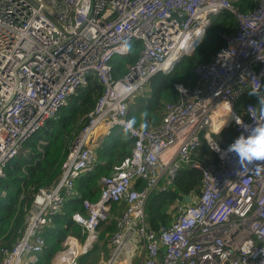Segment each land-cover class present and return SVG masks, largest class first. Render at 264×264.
<instances>
[{"label":"built area","instance_id":"built-area-1","mask_svg":"<svg viewBox=\"0 0 264 264\" xmlns=\"http://www.w3.org/2000/svg\"><path fill=\"white\" fill-rule=\"evenodd\" d=\"M233 1L0 0V179L24 143L73 92L91 77L104 88L59 177L34 193L21 236L12 248H0L1 264H35L45 247V228L70 202H80L85 211L71 216L82 233L66 236L49 264H77L90 252L113 203L123 209L102 264H130L135 256L142 258L139 264H264V171L243 170L239 158L226 151L247 135L244 126L253 125L254 106L238 111L237 102L263 88L264 0L246 13ZM222 11L234 15L237 28L223 36V46L209 62L195 67L197 83H176L179 100L164 105L160 124L129 134L130 155L100 177L98 199H81L76 181L99 164L93 148L101 149L115 127L123 130L129 103L145 94L152 76L169 73L191 54L211 17ZM136 40L141 43L137 59L114 78L111 61L128 54L122 49L125 41ZM122 85L136 91L124 97ZM230 127L236 136L225 147L208 133ZM201 137L213 157L197 160ZM181 164L201 172L200 195L177 206L174 219L155 233L146 224L147 200L157 188L170 186Z\"/></svg>","mask_w":264,"mask_h":264},{"label":"trees","instance_id":"trees-1","mask_svg":"<svg viewBox=\"0 0 264 264\" xmlns=\"http://www.w3.org/2000/svg\"><path fill=\"white\" fill-rule=\"evenodd\" d=\"M259 0H234L233 7L240 13L254 9ZM237 21L229 11H222L211 17L201 42L189 55H184L180 62L167 74L158 72L151 77L145 94L135 97L128 105V119L139 116V113L149 112V128L160 124L164 115L166 103L177 102L179 93L174 88L176 83L186 87L194 86L198 77L194 72L197 65L207 63L212 56L223 46V36L235 32ZM133 50L124 56H116L111 61L114 78L121 77L127 66L137 59L141 43L136 40L132 43ZM263 88L257 92L264 94ZM104 88L96 77H91L88 84L78 88L68 98L65 105L56 113L55 117L45 121L44 125L33 134L23 145L16 158L9 162L0 179V248H12L26 226V218L33 200L34 193L42 187L53 184L60 175L61 166L66 159L73 140L87 124L88 114L93 110L97 98ZM243 105L257 104L255 95L247 94L242 99ZM222 133L221 140H214L220 147L230 144L235 136V128L230 127ZM222 132V131H221ZM202 143L196 151L197 160L205 156L213 157L206 140L201 137ZM133 138L115 127L106 137L103 149L98 153L99 164L94 171L84 175L76 181L75 190L81 199L94 202L98 199L99 180L101 176H108L112 167L123 158L130 155ZM137 188L142 182L137 181ZM201 172L189 165L181 164L175 173L170 186L166 190L149 197L146 204V224L149 230L157 232L159 226L169 224L177 214V206L189 205L183 196H188L191 202L201 192ZM123 209L120 203H113L109 218L101 222L99 239L106 243L107 239L116 230V219ZM74 213L85 214L80 202H70L65 205L63 214L53 217L52 225L44 230L45 247L38 256L35 264H49L60 250L63 240L68 235L80 236L82 228L75 223L71 216ZM104 243V245H105ZM102 249L107 253L105 247ZM108 254V253H107ZM88 255H82L79 262ZM2 256L0 255V264Z\"/></svg>","mask_w":264,"mask_h":264},{"label":"clouds","instance_id":"clouds-1","mask_svg":"<svg viewBox=\"0 0 264 264\" xmlns=\"http://www.w3.org/2000/svg\"><path fill=\"white\" fill-rule=\"evenodd\" d=\"M122 49L125 54L132 52L133 47L131 42L125 41L122 44ZM135 86L122 85L120 94L124 97L131 95L135 92ZM250 95L257 97V104L249 113L253 125L244 126L247 131V135L241 134L238 138L231 143L228 148V153H234L239 158V163L243 170H254L256 172L264 171V94L257 91H253ZM238 124H242V121L237 119ZM123 133L136 134L147 132L149 129V112L144 110L139 113V116H133L123 122ZM218 149V146H216ZM255 165V167H250Z\"/></svg>","mask_w":264,"mask_h":264},{"label":"rangeland","instance_id":"rangeland-1","mask_svg":"<svg viewBox=\"0 0 264 264\" xmlns=\"http://www.w3.org/2000/svg\"><path fill=\"white\" fill-rule=\"evenodd\" d=\"M247 94H249V93L247 92V93H245L244 95H242L241 98H240V100H239V102H237V104H236V109H237L238 111H241V109H242V107H243L242 99H243ZM223 132H224V131H222V132H218V133H213V132L211 131V132H208V133H209V135H210L214 140L219 141V140H221L222 137L224 136V135L222 134ZM157 192H158V190H155V191L152 193V195L156 194ZM152 195H151V196H152ZM171 219H174L173 215H172ZM97 232H98V239L96 240L95 243H93L91 251L87 253V255H89V257H88L87 259H83L82 261H84V262L80 263V262H79V258H80V256H81V255H80L79 258L77 259V264H96L97 261H98L101 257H104L105 255H106V256L108 255L107 253L104 254L105 251L102 250V247H100V246H103L105 242L103 243V242L99 239V229L97 230ZM109 239H110V237L107 239V241H106V243H105V245H104V247H105V249L107 250V252H108V242H109ZM106 256H105V257H106ZM141 260H142V258H140L139 256H135V257H133V258L131 259L130 264H139Z\"/></svg>","mask_w":264,"mask_h":264},{"label":"crops","instance_id":"crops-1","mask_svg":"<svg viewBox=\"0 0 264 264\" xmlns=\"http://www.w3.org/2000/svg\"><path fill=\"white\" fill-rule=\"evenodd\" d=\"M209 132H211V131H209ZM220 132V131H219ZM213 133H216L215 131H213ZM211 137V136H210ZM212 138V137H211ZM105 139H106V137H105ZM213 139V138H212ZM214 140V139H213ZM103 149V147L101 148V149H95V148H93V151L95 152V154H96V156H98V153H100V151ZM98 158V157H97ZM124 159V158H123ZM98 161H99V159H98ZM103 250V249H102ZM108 253V252H107ZM105 254V253H104ZM106 256V255H105ZM101 257L98 261H97V263L96 264H102V262L104 261V260H106L107 258H108V255L106 256V257ZM89 257V255L86 257V259ZM81 262H84V261H81ZM120 264H125L124 262H121Z\"/></svg>","mask_w":264,"mask_h":264},{"label":"water","instance_id":"water-1","mask_svg":"<svg viewBox=\"0 0 264 264\" xmlns=\"http://www.w3.org/2000/svg\"><path fill=\"white\" fill-rule=\"evenodd\" d=\"M183 198H184V200H185V202L186 203H190L191 202V199H190V197H188V196H183ZM154 240L156 239V236H154V238H153Z\"/></svg>","mask_w":264,"mask_h":264}]
</instances>
